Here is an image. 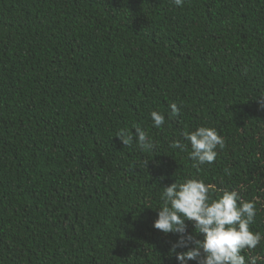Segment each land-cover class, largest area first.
Here are the masks:
<instances>
[{
	"label": "trees",
	"instance_id": "16d2710c",
	"mask_svg": "<svg viewBox=\"0 0 264 264\" xmlns=\"http://www.w3.org/2000/svg\"><path fill=\"white\" fill-rule=\"evenodd\" d=\"M262 104L264 0H0V264H178L152 225L191 177L254 201L264 234ZM134 123L153 150L115 137ZM198 125L224 145L195 168L170 142Z\"/></svg>",
	"mask_w": 264,
	"mask_h": 264
},
{
	"label": "clouds",
	"instance_id": "9594fccd",
	"mask_svg": "<svg viewBox=\"0 0 264 264\" xmlns=\"http://www.w3.org/2000/svg\"><path fill=\"white\" fill-rule=\"evenodd\" d=\"M172 3L179 7L183 0H172ZM169 107L167 120L181 114L177 103L172 102ZM149 115L156 128L167 123L165 114L158 110H152ZM182 136L183 141L173 140L170 147L183 152L190 146L188 156L195 168L213 163L217 148L224 145L218 130L207 125L185 129ZM115 137L124 146L135 144L142 152L155 148V142L138 123L132 125V131L120 129ZM160 199L162 206L157 209L152 226L165 234L177 235V240L170 244L169 255H173L178 264H189V261L196 264H258L259 261L264 264V256L254 254L264 240V234L251 228L257 214L255 202L244 200L236 189H224L214 196L211 185L191 177L163 187ZM186 221L193 223L195 234L188 231Z\"/></svg>",
	"mask_w": 264,
	"mask_h": 264
}]
</instances>
